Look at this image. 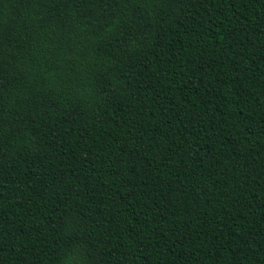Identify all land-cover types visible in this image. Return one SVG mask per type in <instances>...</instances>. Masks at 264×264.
Returning <instances> with one entry per match:
<instances>
[{"label":"trees","instance_id":"1","mask_svg":"<svg viewBox=\"0 0 264 264\" xmlns=\"http://www.w3.org/2000/svg\"><path fill=\"white\" fill-rule=\"evenodd\" d=\"M0 264H264V0H0Z\"/></svg>","mask_w":264,"mask_h":264}]
</instances>
